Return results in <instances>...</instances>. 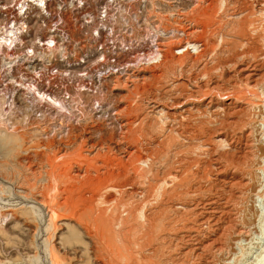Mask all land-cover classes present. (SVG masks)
Segmentation results:
<instances>
[{"label": "rangeland", "instance_id": "rangeland-1", "mask_svg": "<svg viewBox=\"0 0 264 264\" xmlns=\"http://www.w3.org/2000/svg\"><path fill=\"white\" fill-rule=\"evenodd\" d=\"M71 1L73 6L64 10L58 0L54 8L52 0L46 11L26 18L23 42L12 49V56L0 57V69L15 63L11 69L15 78H30V71H37L35 91L48 95L41 98V93H30L17 79L16 84L13 76L4 74V80L0 76V83L6 85L0 88V264L233 263L240 247L248 252L244 246L258 232V199L264 193L260 175L264 171V0H203L198 5L194 0H115L107 5L110 19L98 45L91 29L86 34L75 32L80 20L73 9L78 3ZM90 2L83 0L82 7ZM8 5L0 0L5 8L0 26L11 14ZM200 5H209L214 14L204 36L197 21ZM55 15L64 22L60 30L66 29L70 39L61 46L44 47L42 39H47ZM184 28L195 30L188 39L197 42V51L205 43L211 45L210 52L199 57L192 45L185 46L186 37L179 36ZM58 36L60 32L54 37ZM155 43L169 52L166 59L144 60L126 70L125 62ZM112 65L118 68L111 70ZM239 65L255 70L254 85L234 74ZM26 78L20 82L31 87ZM210 86H217L214 93L223 98L211 106L205 98ZM226 98L240 106L232 116L235 109L220 105ZM248 99L256 104L247 105ZM79 148L96 166L105 154L127 164L118 169L122 173L118 179L127 184L101 187L92 202L111 225L112 246L79 228L77 223L86 218L77 219L78 208L70 214L67 210L65 218L60 216L63 211L53 217L49 210L65 195L57 170ZM134 151L144 159L128 157ZM87 192L88 187L82 189L84 196ZM212 200L217 212L207 216L203 207Z\"/></svg>", "mask_w": 264, "mask_h": 264}, {"label": "bare ground", "instance_id": "bare-ground-1", "mask_svg": "<svg viewBox=\"0 0 264 264\" xmlns=\"http://www.w3.org/2000/svg\"><path fill=\"white\" fill-rule=\"evenodd\" d=\"M149 1V0H148ZM246 1V0H245ZM194 2L196 3V5H198L199 3H202L203 2V0H194ZM198 3V4H197ZM237 3V2H236ZM120 5L122 6L123 5V3H120ZM195 5V6H196ZM198 7V6H197ZM199 8V7H198ZM200 11H199V13H198V20L197 21H199V24H202V34H203V36H204V32H205V34L206 33H209L208 31H207V29H208V27L209 26H212V24H213V17H214V14L212 13V11H211V7L208 5V6H202L201 7V5H200V9H199ZM3 12V11H2ZM219 12V11H218ZM194 13V12H193ZM248 14V13H247ZM115 16V15H114ZM216 17V16H215ZM248 18V17H247ZM110 19V18H109ZM196 19V18H195ZM194 22V21H193ZM241 23V22H240ZM245 24V23H244ZM194 25V24H193ZM241 26H242V24H241ZM112 29V28H111ZM198 29V28H197ZM196 29V30H197ZM194 30V29H193ZM195 31V30H194ZM194 31H192L191 29L189 30V28H184V29H181V34L179 35L180 36V38L182 39V37H186V39H185V41L183 42V41H180V42H183V43H185L184 45L185 46H188V45H192L193 46V48H195V51H197V49H198V47L199 46H197L196 45V41H190L188 38L190 37V35H192L193 33H194ZM210 31V30H209ZM215 31V30H214ZM173 32V31H172ZM211 32V31H210ZM88 33V32H87ZM103 35V34H102ZM202 36V37H203ZM86 37V36H85ZM175 37V36H174ZM207 37V36H206ZM208 38H210V37H208ZM72 39V38H71ZM202 39V38H201ZM206 39V38H205ZM183 40V39H182ZM203 40V39H202ZM209 40V39H208ZM150 42V41H149ZM157 42V41H156ZM180 42H179V44H180ZM190 42H192V43H190ZM205 44V43H204ZM204 44H202V46H204L203 48H202V50H200V51H197V53H198V56L200 57V56H203L204 54H207L208 52H210V50L212 49V47H211V45H204ZM210 44V43H209ZM159 43H155L153 46H151V47H149V48H146V50H141L138 54L137 53H135L136 55L134 56V59H132L131 61H129V62H125V64H123L124 66H126V65H128L127 67H126V70H132L131 68H136V67H138L139 65H140V62H142V61H144V60H146V62L148 63V62H153V61H158L159 60V58H160V61H161V59L163 58V59H166L167 58V55H165V54H167V53H169L168 51H164V49H162V48H159ZM213 45V44H212ZM122 47V46H121ZM165 48V47H164ZM251 49V48H250ZM187 50V49H186ZM252 50H253V48H252ZM70 51V50H69ZM172 51V50H171ZM77 52V51H76ZM121 52V51H120ZM182 53H181V55L183 54V51H181ZM231 52V51H230ZM147 53V54H146ZM172 53V52H171ZM248 53V52H247ZM250 53V52H249ZM105 54V53H104ZM173 54H175V53H173ZM172 54V55H173ZM254 54V53H253ZM75 56V55H74ZM177 56V55H176ZM121 58V57H120ZM73 59V58H72ZM237 59V58H236ZM168 60V59H167ZM251 60V59H250ZM254 61V60H253ZM176 62V61H175ZM238 62V61H237ZM243 62V61H242ZM20 64H21V62H20ZM19 65V64H18ZM246 65V64H245ZM113 66V65H112ZM112 66H110V68H111V70H113L115 67H112ZM236 66V65H235ZM253 66H254V64H253ZM40 67V66H39ZM117 67V66H116ZM123 67V66H122ZM22 68H24V67H22ZM106 68V67H105ZM118 68V67H117ZM38 69V68H37ZM42 69V68H41ZM257 69V68H256ZM16 70V69H15ZM15 72V71H14ZM126 72V71H125ZM113 72H111V74H112ZM127 73V72H126ZM259 73V72H258ZM21 74V73H20ZM234 74H236L238 77H240V80H242L243 82H245V83H249V85L251 86L252 84L254 85V82H255V78H256V76H255V70L253 69V68H248L247 66L246 67H243V66H238L237 67V69H236V71H235V73ZM16 75V74H15ZM29 75V74H28ZM31 75V74H30ZM5 76V75H4ZM21 76V75H20ZM260 76V75H259ZM12 77V76H11ZM14 77V76H13ZM19 77V76H18ZM108 78V77H107ZM257 78H258V76H257ZM262 78H264V77H262ZM9 79V78H8ZM14 79H15V77H14ZM113 79V78H112ZM237 80V79H236ZM1 81H3V80H1ZM234 81V80H233ZM15 82V81H14ZM18 83H20L22 86H24V87H26V88H28V90L29 91H32L33 92V94H34V92H37V91H35L34 89H32L31 87H30V83H28V85H24V83L22 82H19V81H17ZM236 82V81H235ZM241 82V81H240ZM5 82H3V83H1V84H4ZM17 83V84H18ZM234 83V82H233ZM233 83H231V85L233 84ZM223 84V83H222ZM5 85V84H4ZM3 85V87H5ZM13 85V84H12ZM31 85H32V83H31ZM214 85V84H213ZM227 85H229V84H227ZM211 87V86H210ZM214 87V86H213ZM259 87V86H258ZM23 88V87H22ZM21 88V89H22ZM202 88H204V87H202ZM212 88V87H211ZM5 89V88H4ZM85 89V88H84ZM218 89V87L217 86H215L214 88H212V89H208L206 92H205V94H209L208 95V97H206L205 95V98H207V101H206V104H208V105H214L215 103L214 102H216L217 100V98L218 99H223L222 98V96L221 97H218L219 95L218 94H215L214 92H215V90H217ZM233 89V88H232ZM263 89V88H262ZM6 90V89H5ZM14 90V89H13ZM24 90V89H23ZM43 90V89H42ZM39 91V90H38ZM229 91V90H228ZM264 91V90H263ZM219 92H220V90H219ZM38 94L39 93H41V92H37ZM222 93V92H221ZM253 94V93H252ZM79 95V94H78ZM212 95H215V99H214V96H212ZM7 96V95H6ZM48 95H46V93L45 92H42L41 94H39V97H41V98H45V97H47ZM56 96V95H55ZM11 97V96H10ZM202 98H203V96H202ZM205 98H203V99H205ZM252 98V97H251ZM73 99V98H72ZM233 99L234 100H238V98L237 97H233ZM61 100V99H60ZM66 100V99H65ZM145 100V99H144ZM246 100V99H245ZM252 100H254V99H248L247 100V105H249V106H254L256 103L254 102V101H252ZM41 101H43V100H41ZM51 101H53V100H51ZM72 101V100H71ZM261 101V100H260ZM55 101H53L52 103H54ZM218 102V101H217ZM221 104V106H223V107H225L226 109H235V110H233L232 111V113H230L229 114V116L231 115L232 116V114H234L235 113V111L238 109V107H240L239 105H237V103H235L231 98H226V99H224V100H222V101H219ZM240 102H242V101H240ZM57 103V102H56ZM243 103H244V101H243ZM55 104V103H54ZM64 104V103H63ZM246 105V106H247ZM60 106V105H59ZM66 106V105H65ZM99 106V105H98ZM61 107V106H60ZM60 107H58V108H60ZM64 108V107H63ZM247 108H248V106H247ZM250 108V107H249ZM252 108V107H251ZM254 109V108H253ZM56 110H58V109H56ZM60 110V109H59ZM70 110V109H69ZM244 110V109H243ZM226 111V110H225ZM238 111V110H237ZM236 111V112H237ZM239 111H242V110H240L239 109ZM222 112V111H221ZM213 113V112H212ZM229 113V112H228ZM241 113V112H240ZM68 115V114H67ZM71 115V114H70ZM229 116H226V117H229ZM237 116V115H236ZM239 116V115H238ZM182 117V116H181ZM246 118V117H245ZM228 119V118H227ZM238 120V119H237ZM240 120H241V118H240ZM248 120V119H247ZM261 120V119H260ZM224 121V120H223ZM226 121V120H225ZM167 122V121H166ZM177 122V121H176ZM175 122V123H176ZM229 122V121H228ZM239 122V121H238ZM225 123V122H224ZM226 123H227V121H226ZM225 123V124H226ZM233 123H236V122H234L233 121ZM260 123V122H259ZM61 124V123H60ZM219 124H221V123H219ZM230 124V123H229ZM237 124V123H236ZM258 124V123H257ZM256 124V125H257ZM223 125V124H222ZM240 125V124H239ZM248 125H249V122H248ZM252 126H254L253 124H251ZM259 125V124H258ZM118 126V125H117ZM124 126V125H123ZM177 126V125H176ZM227 126V125H226ZM246 126H247V124H246ZM250 126V125H249ZM224 127V126H223ZM228 127V126H227ZM229 128H230V126H229ZM228 128V129H229ZM243 128V127H242ZM249 128V127H248ZM250 128L252 129V127L250 126ZM255 128V127H254ZM63 129V128H62ZM221 129V128H220ZM223 129V128H222ZM221 129V130H222ZM234 129V128H233ZM260 129V128H259ZM258 129V130H259ZM220 130V131H221ZM230 130H232L231 128H230ZM242 131H243V129H241ZM254 130V129H253ZM124 131V130H123ZM224 131V130H223ZM228 131V130H227ZM260 131V130H259ZM263 131V130H262ZM204 132V131H203ZM253 132V131H252ZM252 132H250L249 131V133L251 134ZM219 133V132H218ZM217 133V134H218ZM228 133H229V131H228ZM227 133V134H228ZM248 133V134H249ZM187 134V133H186ZM241 135H242V132L240 133ZM247 134V133H246ZM252 134H254V133H252ZM256 134H258V133H256ZM236 135V134H235ZM255 135V134H254ZM261 135V134H260ZM150 136V135H149ZM237 136V135H236ZM239 136V135H238ZM237 136V137H238ZM249 136V135H248ZM264 136V135H263ZM163 137V136H162ZM214 137V136H213ZM245 137V136H244ZM251 137V136H250ZM253 137V136H252ZM150 138V137H149ZM232 139H234L235 140V138L233 137ZM231 139V140H232ZM240 139V138H239ZM238 139V140H239ZM242 139V138H241ZM246 139V138H245ZM248 139V138H247ZM246 139V140H247ZM250 139V138H249ZM264 139V138H263ZM262 138H261V140H259V141H262L263 140ZM250 141V140H249ZM239 142H241V141H239ZM253 142V144H254V142L255 141H252ZM262 142H264V141H262ZM226 143V142H225ZM260 143V142H259ZM241 144V143H240ZM244 144H246V142L244 143ZM248 144V143H247ZM250 144V143H249ZM257 144V143H256ZM262 144V143H261ZM83 145V144H82ZM263 145H264V143H263ZM118 146V145H117ZM240 146V145H239ZM245 146V145H244ZM243 146V147H244ZM249 146H251V145H249ZM206 147V146H205ZM242 147V148H243ZM245 147H247V146H245ZM253 147H255L254 145H253ZM260 147V146H259ZM234 148V147H233ZM249 148V147H248ZM258 148V147H257ZM262 148V147H261ZM81 148H79V149H77V151H76V154H75V156H73L72 157V159H70L68 162H65L63 165H62V167H60L57 171H58V174H59V176H60V178H59V182H61V184L59 185V188L62 190V191H64L65 192V195L63 196V197H61V198H59V199H57V200H55L50 206H49V210L51 211V215L53 216V217H59V215H58V213H59V211H63V214H61L60 216H63V218H65L64 216H65V214L64 213H66V211L68 212V214H70V210L71 209H73V208H78L77 210H78V213H77V219L79 220V219H82V218H86L85 220H87V222L88 223H90L89 225H88V223L85 221V220H83L84 222H86V223H84L83 221H80L79 223H77V225L79 226V228H81V229H83L82 231H84L87 235L89 234V233H92V234H94V237H95V235H96V237H98V239H100V241H104V242H106L107 243V245L108 246H112L113 244H114V234H113V231H112V229H111V225H110V223L106 220V219H104L103 217H102V212L101 211H99V210H96L95 209V206H93V204H92V202H93V200H94V198L97 196V194L98 193H96V192H98L100 189H102L101 187H104V186H107V184H110V185H113L112 184V182H114V185H113V187L115 188V187H121V186H124V185H126L127 184V182L126 183H123L121 180H119L118 178L122 175V173H121V171H119L118 169H124L123 167L124 166H126V165H122L121 164V160L120 159H118V158H115L114 156H108V155H104V156H102V157H98L101 161H100V163H98L99 164V166H96V164H95V161L94 160H87V158H86V156L84 155V154H82V151L80 150ZM135 149V148H134ZM255 149V148H254ZM90 150V149H89ZM206 150V149H205ZM137 151V150H136ZM136 151H134V152H132V153H130V156H128V157H132V156H134L135 157V160L136 161H141L142 159H144V158H142L141 157V154H139V153H136ZM204 151V150H203ZM246 151V150H245ZM247 151H248V149H247ZM210 152V151H209ZM215 152V151H214ZM218 152H220V151H218ZM229 152V151H228ZM249 152V151H248ZM247 152V153H248ZM264 152V151H263ZM85 153V152H84ZM119 153V152H118ZM238 153V152H237ZM251 153V152H250ZM253 153V152H252ZM213 154V153H212ZM243 154H245V153H243ZM110 155V154H109ZM128 155V154H127ZM246 155V154H245ZM241 156V155H240ZM248 156V155H247ZM246 156V157H247ZM255 157V156H254ZM257 157V156H256ZM149 158V157H148ZM222 158V157H221ZM221 158L219 159V161L221 160ZM237 158V157H236ZM243 158V157H242ZM96 159V161H97V158H95ZM125 159V158H124ZM214 159H216V158H214ZM244 159V158H243ZM68 160V159H67ZM150 160V159H149ZM239 160H240V158H239ZM138 162V163H139ZM142 163V162H141ZM263 165H264V157H263V161L261 162ZM131 164V166L133 167V169H134V158L132 159V162L130 163ZM219 164V163H218ZM239 164V163H238ZM74 165H75V167L77 168V169H75V171H73V168H74ZM204 166V165H203ZM223 166V165H222ZM261 166V165H260ZM116 169H117V171H116ZM137 169V168H136ZM227 169V168H226ZM131 170V169H130ZM221 170H223V169H221ZM220 170V171H221ZM138 171V170H137ZM224 171H225V169H224ZM260 171V170H259ZM133 172V171H132ZM197 172V171H196ZM216 172V171H215ZM214 172V173H215ZM218 172H219V170H218ZM217 172V173H218ZM261 172V171H260ZM174 173V172H173ZM243 173V172H242ZM150 174V173H149ZM216 175V174H215ZM261 175V179H262V184H263V188H264V171L260 174ZM232 178V177H231ZM58 179V178H57ZM116 179H118L119 181H117L116 182ZM172 179V178H171ZM173 179H175V178H173ZM224 179V178H223ZM233 179V178H232ZM237 179V178H236ZM251 179V178H250ZM143 180V179H142ZM141 180V181H142ZM226 180V179H225ZM151 181V180H150ZM227 181V180H226ZM229 181V180H228ZM227 181V182H228ZM143 182V181H142ZM164 182V181H163ZM249 181H247L246 183H248ZM134 183V182H133ZM161 183V182H160ZM226 183V182H225ZM131 184V183H130ZM230 183H228V185H229ZM55 185V184H54ZM134 185H135V183H134ZM137 186V185H136ZM140 186V185H139ZM223 186V185H222ZM232 186V185H231ZM88 187V196H84V194H82V189L83 188H87ZM109 187V186H108ZM108 187H107V189H108ZM208 187V186H207ZM229 187H230V185H229ZM245 187V186H244ZM247 187V186H246ZM258 187V186H257ZM110 188V187H109ZM113 188V189H114ZM235 188V187H234ZM248 188V187H247ZM106 189V188H105ZM145 189H147V187L145 188ZM149 189V188H148ZM193 190V189H192ZM256 190V189H255ZM49 191V190H48ZM101 191V190H100ZM217 191V190H216ZM243 191V190H242ZM241 191V192H242ZM249 191V190H248ZM214 192V191H213ZM219 192V191H218ZM221 193V192H220ZM254 193H256V191L254 192ZM253 193V194H254ZM81 194V195H80ZM222 194V193H221ZM239 194V193H238ZM246 194V193H245ZM251 194V193H250ZM262 194V193H261ZM203 195V194H202ZM231 195V194H230ZM242 195V194H241ZM260 195V194H259ZM50 196V195H49ZM61 196V195H60ZM186 196V195H185ZM209 196V195H208ZM215 196V195H214ZM218 196V195H217ZM227 196H229V195H227ZM227 196H225V197H227ZM253 196V195H252ZM257 196H258V194H257ZM256 196V197H257ZM220 197V196H219ZM222 197H223V195H222ZM250 197V196H249ZM209 198V197H208ZM227 198H229V197H227ZM227 198H226V201H227ZM54 199V198H53ZM232 199V198H231ZM184 200V199H183ZM215 200V199H214ZM237 200V199H236ZM107 201V200H106ZM186 201V200H185ZM232 201V200H231ZM183 202V201H182ZM200 202H201V200H200ZM208 202V201H207ZM255 202V201H254ZM206 203V202H205ZM229 203V202H228ZM231 203V202H230ZM234 203V202H233ZM232 203V204H233ZM256 203H257V201H256ZM255 203V204H256ZM197 204H199V201H198V203ZM215 201H210L209 203H206V205H205V207H203V213L204 214H207V216H209L208 214H211V213H213V212H217V211H215V209L217 208H215ZM167 205V204H166ZM196 205V203L194 204V206ZM235 205V204H234ZM181 206V205H180ZM203 206V205H202ZM214 206V207H213ZM233 206V205H232ZM236 206V205H235ZM224 207V206H223ZM176 208V207H175ZM193 208H195V207H192V209ZM199 208V207H198ZM234 208V207H233ZM257 208V207H256ZM258 208L259 209H257V210H260L259 211V216H258V222H256L257 223V234L255 235V236H253L254 238L251 240V241H249V239H250V237H249V239L247 240V244L244 246L245 248V250L246 251H248V252H242V248L243 247H240L239 248V254H237V255H239V257L238 256H236L237 258H235L234 260H233V263H231V264H264V193H263V195L262 196H260L259 197V199H258ZM161 209V208H160ZM192 209L190 208L189 210H191L192 211ZM196 209V208H195ZM201 209V208H200ZM231 210H232V208H230ZM229 209V210H230ZM189 210H188V213H189ZM199 210V209H198ZM221 210V209H220ZM236 210V209H235ZM187 211V210H186ZM185 211V212H186ZM200 211V210H199ZM224 211V210H223ZM237 211V210H236ZM194 212V211H193ZM192 212V213H193ZM224 212H226V210L224 211ZM229 212H232V211H229ZM154 213V212H153ZM196 213V212H195ZM220 213V212H219ZM234 213H235V211H234ZM76 214V213H75ZM123 214V213H122ZM178 214V213H177ZM189 214H191V213H189ZM198 214V213H197ZM197 214H195L196 216H197ZM203 214V215H204ZM223 214V213H222ZM225 214H227V213H225ZM232 214V213H231ZM230 214V215H231ZM172 215V214H171ZM213 215V214H212ZM220 215V214H219ZM219 215H218V217H219ZM235 215H236V213H235ZM52 216H51V218H52ZM66 216H67V214H66ZM179 216V215H178ZM194 216V215H193ZM200 216V215H199ZM205 216V215H204ZM214 216V215H213ZM223 216V215H222ZM233 216V215H232ZM257 216V215H256ZM206 217V216H205ZM217 217V218H218ZM234 217V216H233ZM237 217V216H236ZM176 218V217H175ZM192 218V217H191ZM201 218V217H200ZM206 218H208V219H210L209 217H206ZM228 218V217H227ZM241 218V217H240ZM89 219V220H88ZM194 219H195V217H194ZM198 219V218H197ZM236 219V218H235ZM146 221L148 220L147 218L145 219ZM179 220V219H178ZM220 220V219H219ZM219 220H215V221H218L219 222ZM228 220V219H227ZM231 220H234V218L233 219H231ZM52 221V220H51ZM198 221V220H197ZM196 221V222H197ZM200 221V220H199ZM205 221H206V219H205ZM204 221V222H205ZM81 222H83V223H81ZM186 222V221H185ZM194 222V221H193ZM202 222V221H201ZM200 222V223H201ZM149 223V222H148ZM212 223H214V222H211V224ZM220 223V222H219ZM82 224H83V226H82ZM197 224V223H196ZM181 225H182V223H181ZM191 225V224H190ZM190 225H189V227H190ZM201 225V224H200ZM225 225V224H224ZM188 226V225H187ZM202 226V225H201ZM204 226V225H203ZM215 226V225H214ZM220 226V225H219ZM252 226V225H251ZM182 227V226H181ZM224 227V226H223ZM203 228V227H202ZM214 228V227H213ZM218 228H220V227H218ZM221 228H222V226H221ZM233 228V227H232ZM235 228V227H234ZM240 228V227H239ZM243 228V227H242ZM248 229H250V228H248ZM80 230V229H79ZM217 230V229H216ZM215 230V231H216ZM214 231V232H215ZM222 229H221V233H222ZM241 231V233H244V231L243 230H240ZM240 231H238V232H240ZM249 230H247V232H248ZM184 232V231H183ZM190 232V231H189ZM196 232V231H195ZM250 232V231H249ZM248 232V233H249ZM192 233V232H191ZM237 233V232H236ZM246 233V232H245ZM254 233V232H253ZM197 234H198V232H197ZM210 234V233H209ZM217 234V233H216ZM225 234V233H224ZM240 234V233H239ZM255 234V233H254ZM149 235V234H148ZM182 235V234H181ZM193 235V234H192ZM195 235V234H194ZM205 235V234H204ZM226 235V234H225ZM243 235V234H242ZM241 235V236H242ZM245 235V234H244ZM92 236V235H91ZM150 236V235H149ZM116 237V236H115ZM144 237L145 238H149V237H147V234H146V236L144 235ZM143 237V238H144ZM192 237V236H191ZM196 237V236H195ZM186 238H188V236L186 237ZM190 238V237H189ZM201 238V237H200ZM203 238V237H202ZM215 238V237H214ZM223 238H224V236H223ZM222 238V239H223ZM97 239V240H98ZM168 239V238H167ZM176 239H178V238H176ZM195 239V238H194ZM221 239V238H220ZM219 239V240H220ZM226 239V238H225ZM243 239V238H242ZM142 240H144V239H142ZM189 240V239H188ZM196 240H198L197 238H196ZM212 240V239H211ZM195 241V240H194ZM193 241V242H194ZM202 241V240H201ZM217 241V240H216ZM222 241V240H221ZM243 241V240H242ZM142 243H143V241H141ZM191 242V241H190ZM220 241H217V243H219ZM238 242H240V240L238 241ZM246 242V241H245ZM192 243V242H191ZM212 243H214V241H212ZM216 243V242H215ZM144 244V243H143ZM196 244H197V242H196ZM221 244V243H220ZM220 244L218 245V250L220 249V248H222V247H220ZM223 244V243H222ZM101 245V244H100ZM192 245V244H191ZM210 245V244H209ZM216 245V244H215ZM102 246H103V244H102ZM195 246V245H194ZM198 246H200V244L198 245ZM140 247H141V245H140ZM184 247V246H183ZM192 247V246H191ZM210 247V246H209ZM208 247V248H209ZM215 247H217V246H215ZM204 249V248H203ZM217 249V248H216ZM197 250V249H196ZM221 250V249H220ZM228 250H229V248H228ZM107 251H108V249H107ZM214 251V250H213ZM220 252V251H219ZM211 253V252H210ZM226 253V252H225ZM236 254V253H235ZM179 255V254H178ZM191 255H192V253H191ZM213 256V255H212ZM234 256V255H233ZM204 257V256H203ZM51 258V257H50ZM179 258V257H178ZM216 258V257H215ZM214 259V258H213ZM179 260V259H178ZM204 260H206V259H204ZM210 260H211V258H210ZM210 260H208V261H210ZM216 260V259H215ZM251 260V261H250ZM51 261V260H50ZM202 261V260H201ZM228 261V260H227ZM232 261V260H231ZM230 262V261H229ZM208 263V262H207ZM215 264H217V262L215 263ZM219 264V263H218ZM228 264V263H227Z\"/></svg>", "mask_w": 264, "mask_h": 264}, {"label": "built area", "instance_id": "built-area-1", "mask_svg": "<svg viewBox=\"0 0 264 264\" xmlns=\"http://www.w3.org/2000/svg\"><path fill=\"white\" fill-rule=\"evenodd\" d=\"M7 1L9 2L8 5L10 8L9 13L11 14L8 18H6L5 23L2 26H0V57L4 56V54H7L8 56H12V51H13L12 49L18 45L17 44L18 42H23L21 38L27 35L26 31L24 30L25 28H27L25 19L26 18L33 19L34 18L33 16L35 15L37 16L39 14L38 12L46 11L47 10L46 4L50 3L52 0H50L49 2H47V0H7ZM58 1H59V9L66 10L67 6L68 7L73 6L71 0H58ZM76 1L78 4L80 3L81 5L76 4L75 8L73 9L75 16L78 17V21L80 20L78 23V27L77 26L75 27V32L83 31L84 34H86L87 30L91 29L93 32L92 37L95 38L94 41L97 42L98 45L99 42L98 40L101 36V32L106 30L107 25L105 23L107 22L110 15L109 8H107V5L113 3L115 0H91L92 3L94 1L95 3L100 2V4L92 5L90 2V5H86L84 7H82L83 0H76ZM52 3L55 8L56 3L54 2V0ZM3 6L4 5H2V7ZM4 10L5 8L4 9L1 8L0 13ZM31 12H34V14H30ZM15 16L21 19L16 20ZM53 18H54V24H52L51 28L48 30L49 31L47 33L48 37L47 39L43 38L42 39L43 44H41L42 46L48 48L55 47L56 45L61 46L63 43H66V41L70 39L66 29L64 30V32H61L60 30L61 25H63V27L65 26L60 16L55 15ZM110 29L111 28H109L108 30ZM58 32L61 33V36H58L59 38L56 39L57 36L56 37L54 36ZM31 52L32 51L28 53L30 54ZM14 65L15 63L11 64L8 67V69L7 68L0 69L1 72L0 76L2 77L4 74L8 76H14L12 75L13 73L11 70L12 66ZM26 69L29 70L28 66H26ZM114 69H117V67L115 66ZM49 70H51V68ZM30 72H31L30 78L27 76H23V77L19 76L18 78L12 80L15 81L17 79L20 82L22 79L27 77L26 79L33 83L31 85V88L36 90V88H39V83H38L39 73L33 70H31ZM1 83H0V88L2 87Z\"/></svg>", "mask_w": 264, "mask_h": 264}]
</instances>
